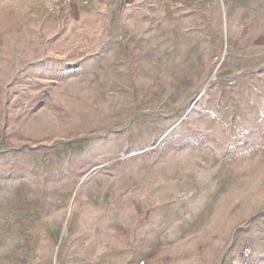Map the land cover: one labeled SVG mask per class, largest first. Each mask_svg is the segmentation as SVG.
<instances>
[{
    "label": "rangeland",
    "instance_id": "obj_1",
    "mask_svg": "<svg viewBox=\"0 0 264 264\" xmlns=\"http://www.w3.org/2000/svg\"><path fill=\"white\" fill-rule=\"evenodd\" d=\"M177 2L0 0V264H264V52Z\"/></svg>",
    "mask_w": 264,
    "mask_h": 264
},
{
    "label": "crops",
    "instance_id": "obj_2",
    "mask_svg": "<svg viewBox=\"0 0 264 264\" xmlns=\"http://www.w3.org/2000/svg\"><path fill=\"white\" fill-rule=\"evenodd\" d=\"M219 2L225 3L224 6L230 18V45L237 44L240 39V37L237 38L239 33L241 36H246L248 46L258 48L259 52H264L262 49L264 47V0H234L232 2H225L224 0H178L176 5L183 8L187 7L189 12H200L201 9L202 11L208 10L210 15L218 18L220 14L218 10ZM239 49H242L241 45ZM147 209L148 207H146V211ZM132 237H128V240H131ZM146 259L148 262L151 261L152 264H163L161 260L155 259L153 255L147 256Z\"/></svg>",
    "mask_w": 264,
    "mask_h": 264
},
{
    "label": "built area",
    "instance_id": "obj_3",
    "mask_svg": "<svg viewBox=\"0 0 264 264\" xmlns=\"http://www.w3.org/2000/svg\"><path fill=\"white\" fill-rule=\"evenodd\" d=\"M234 0H226V2H232ZM69 2V1H68ZM243 255L247 257L250 254V249L248 247L243 248ZM139 264H145L144 261H140Z\"/></svg>",
    "mask_w": 264,
    "mask_h": 264
},
{
    "label": "trees",
    "instance_id": "obj_4",
    "mask_svg": "<svg viewBox=\"0 0 264 264\" xmlns=\"http://www.w3.org/2000/svg\"><path fill=\"white\" fill-rule=\"evenodd\" d=\"M128 2H130V3H131V2H133V0H128Z\"/></svg>",
    "mask_w": 264,
    "mask_h": 264
}]
</instances>
